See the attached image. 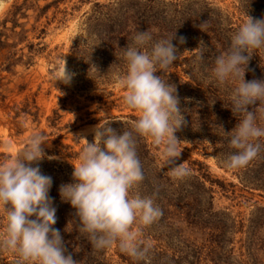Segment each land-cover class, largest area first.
Instances as JSON below:
<instances>
[{"label": "rangeland", "instance_id": "374dc122", "mask_svg": "<svg viewBox=\"0 0 264 264\" xmlns=\"http://www.w3.org/2000/svg\"><path fill=\"white\" fill-rule=\"evenodd\" d=\"M23 1L0 0V23L9 17L13 6ZM128 1L146 2L29 0L28 4L31 5L26 11L27 15L17 17V22L21 24L16 27L19 35L0 50V162L14 157L22 150L33 132L45 134L48 142L44 146L45 153L47 156L59 157L40 162L42 173L51 176L53 180L49 191L56 208L57 222L53 227L59 229L63 236L67 249L65 254H71L79 264H130L125 259L127 255L116 246L103 251L92 249L86 234L77 230L73 209L70 204L61 202L58 192L61 183L71 180L72 164L78 163L79 152L85 143L83 138L92 142L94 126L111 122L110 126L117 131L129 130L138 117L136 111L125 106L124 89L119 84L127 70L124 50L121 54L104 50L99 56L103 38L105 42L104 35H107L99 23L104 24L108 15L117 13L120 16L123 4ZM156 1L170 4L188 1L201 3L204 0ZM205 1L226 20L233 32L244 21L246 14L253 18L257 16V19L264 18V13L255 11V8L264 6V0ZM7 26L10 28L12 23L8 22ZM154 43L152 40L146 48L150 50ZM200 44L199 41L184 47L168 73L155 74L163 75L166 82H170L166 76L175 75L192 86L196 87L197 83L203 86L207 82L204 74L209 71L204 72L199 58H190V53L198 52ZM63 58L67 68L75 74L68 86L56 82ZM259 58L264 61V54ZM177 94L186 121L175 133L182 141V152L177 163L186 162L191 174L183 179L170 177L167 168H162L160 151L151 139H137V152H141L138 156H142L140 160L145 179L133 187L131 195L152 198L155 206L160 209L165 207L163 210L167 209L168 212V219L162 220L161 217L145 228L143 237L151 240V252L164 251L170 258L185 255V252L192 254V250L207 244L208 229L202 224L199 227L183 224V229L177 234L169 226H164L165 221L169 225L176 221L172 212L176 213L180 202L177 193H172L173 190L179 194L195 177L211 190L209 196L212 195V210L227 214V224L233 226L226 236V251L230 252L227 264H264V247L260 248V240L264 238V224L256 228L250 222L256 207H264V188L254 186L256 181L252 172L228 169L224 161L235 150L229 151L225 145L213 142V138L229 141L226 133L235 127L239 117L232 116L233 119L229 121L209 113L204 120H211L216 128L198 126L199 123L193 119L199 115L196 112L188 113L194 105V98L184 96L182 92ZM203 125H207V122ZM2 225L3 219L0 216V230ZM15 259L11 253L0 251V264H15ZM203 259L200 263L196 262L213 264ZM182 260H179V264H185ZM159 261L158 264H170L163 258ZM143 264L155 263L148 259Z\"/></svg>", "mask_w": 264, "mask_h": 264}, {"label": "clouds", "instance_id": "9594fccd", "mask_svg": "<svg viewBox=\"0 0 264 264\" xmlns=\"http://www.w3.org/2000/svg\"><path fill=\"white\" fill-rule=\"evenodd\" d=\"M207 23L205 20L198 25L201 31ZM174 39L181 45L186 43V38L177 37L175 32L148 50L151 33L137 31L133 43L124 47L127 70L119 84L124 89L125 106L136 111L138 117L129 130L117 131L111 122L99 123L92 129V142L78 136L85 141L78 163L72 164L70 182L59 185L61 202L70 204L78 232L86 234L96 251L116 246L134 260L146 261L153 249L143 231L163 212L152 198L131 195L133 187L145 179L137 152L139 137L150 138L159 149L162 168H167L170 177L183 179L191 174L186 162L177 163L182 141L175 133L186 121L176 86L163 79L180 53L172 43ZM260 49H264V18L246 14L231 34L228 49L214 59L212 75L220 85L235 84L230 109L235 117H241L226 133L235 150L224 161L228 169L247 167L264 149V79L245 80L249 62ZM199 59H204L203 51ZM74 75L63 58L56 82L68 86ZM47 144L44 133L33 132L22 150L0 162V251L15 256V264H79L71 254H65L63 236L53 227L57 222L49 196L53 180L42 173L40 162L59 157L47 156Z\"/></svg>", "mask_w": 264, "mask_h": 264}, {"label": "trees", "instance_id": "16d2710c", "mask_svg": "<svg viewBox=\"0 0 264 264\" xmlns=\"http://www.w3.org/2000/svg\"><path fill=\"white\" fill-rule=\"evenodd\" d=\"M28 1L24 0L21 4L13 6V11L9 13V17H5L0 23V50L7 46L12 38L19 35L16 27L21 24L17 22V17L27 15L26 11L31 5L28 4ZM156 3L159 2L156 0H146L144 3L140 1L125 2L122 6L123 13H120V16L117 13L115 15H108L104 24L99 23V27H103L107 31V35H104L105 42L103 38L104 44L102 42V47H100L99 56L104 50H110L114 54H121L124 47L133 43V37L137 31L148 30L154 42L165 38L170 39L176 32L177 37L183 36L186 38V43L182 45L178 43L177 39L172 41L178 47L180 53L184 47L202 41L203 45H200L198 52L190 53V58H199L201 51L204 52V59L199 61V63H202L204 72L205 70L209 71L207 74H204L207 82L203 86L197 83L195 87L187 81L180 80L175 75H168L166 77L170 79L169 83H172L174 87L176 86L178 93L182 92L184 96L189 95L191 98H194L193 108L190 107L188 113L196 112L199 115L198 118L193 119L196 123H199L198 126L216 128V124L212 123L211 120H204L209 113L211 115L216 114L220 118H225L229 121L230 119L232 120V116L234 115L230 109L232 106L230 95L235 84L226 83L220 85L212 75L215 56L228 49L230 44L229 36L233 32L232 29L228 27L229 25L225 22L226 20L222 19V16L215 8L211 7L205 0L201 3L197 1H188L187 3L170 2V4L159 3V5H156ZM255 11L256 13L259 11L264 13V6L255 8ZM254 18L257 19V16ZM205 20L208 22L207 27L204 31H201L198 25ZM8 22L12 23L10 28L7 26ZM262 54H264V49L257 50L253 55L255 57L250 60L248 65L249 70L245 74L246 81L254 78L264 79V61L259 58ZM28 58H31V56ZM23 111L25 112V110ZM204 116L205 118L202 119ZM236 116L240 118V114H236ZM205 122H207V125H203ZM213 142L225 145L229 151H234L230 147L229 141H219L213 138ZM261 143L264 144V139L261 140ZM196 144L199 143L196 142ZM144 151H146L145 147ZM139 155H141V152ZM239 170H242L244 173L252 172L253 179L256 181L254 186L264 188V149L247 167ZM209 181L215 182L214 180ZM209 191L211 190L205 186L204 182L195 177L188 184L187 188L183 189L179 194L178 191L173 190L172 193H177L180 202L176 208V213L172 212V216L175 217L174 220L176 221L171 223V225L167 221L164 224V226H169L176 234L181 232L183 224L194 227H199L202 224L208 229L207 244L205 243L200 248L192 250V254L185 252V255H175L171 258L167 257L164 251H153L149 253L147 260L149 259L150 262L153 261L155 264H158L159 260L163 258L165 262L168 261L170 264H179V260L183 259L182 261L185 264H198V261L200 263L205 258V261L212 262L213 264H227L226 260L229 259L230 252L229 250L226 251V244L228 243L226 236L233 226L231 223L227 224V214L217 213L212 210V195L209 196ZM163 209L161 208L163 212L161 216L163 219H161L166 220L168 219V212L167 209ZM250 222L253 224L252 227L256 228L264 224V207H256V211L253 213ZM260 241V248L264 247V238ZM188 247L190 251V245ZM126 257V261L130 264H133L132 262L135 264H140L141 262L143 264L144 262L134 260L128 255ZM11 264L13 263L11 262Z\"/></svg>", "mask_w": 264, "mask_h": 264}]
</instances>
